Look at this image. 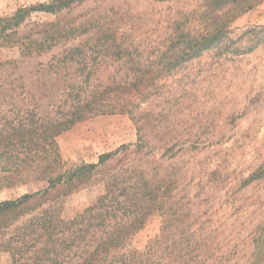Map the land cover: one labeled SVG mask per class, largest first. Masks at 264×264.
Masks as SVG:
<instances>
[{"label":"rangeland","instance_id":"1","mask_svg":"<svg viewBox=\"0 0 264 264\" xmlns=\"http://www.w3.org/2000/svg\"><path fill=\"white\" fill-rule=\"evenodd\" d=\"M54 3L0 0V125L28 106L50 113L70 84L108 87L110 100L135 101L131 114L92 116L56 137L61 172L98 164L122 146L134 150L143 139V152L129 163L164 179L170 198L125 251H145L161 235L165 215H185L196 250L191 264H250L264 228V175L252 178L264 169V0H82L38 10ZM219 29L218 45L174 64L182 33L197 38ZM136 71L154 75L139 93L127 89ZM4 164L0 157V203L49 187L13 184ZM123 165L111 161L73 191L55 190L41 207L31 202L3 214L0 264H30L16 262L5 240L31 256L39 227L30 222L50 202L62 220L79 217L105 193V177ZM66 255L71 262L79 256Z\"/></svg>","mask_w":264,"mask_h":264},{"label":"trees","instance_id":"2","mask_svg":"<svg viewBox=\"0 0 264 264\" xmlns=\"http://www.w3.org/2000/svg\"><path fill=\"white\" fill-rule=\"evenodd\" d=\"M79 1L82 0H58L52 5H41L38 10L55 12ZM218 2L222 5L226 0ZM222 29L215 35L197 38L182 33L174 45V50L180 46L174 64L193 60L214 48L222 41ZM153 76L136 71L128 91L133 89L134 93H139L138 86L145 80L154 82ZM84 83H88L87 77ZM110 94L108 87L103 91H89L85 84H70L61 92L60 104L53 103L50 113L40 115L37 106H28L20 108L14 118L4 117L0 125V157L4 166H10L8 172L11 176L8 178L15 185L26 181H47L49 187L0 203V218L31 202L41 207L49 202L55 190L71 192L76 188L75 184L98 173V169L107 167L111 161L124 162L120 169L105 177V193L79 217L62 220L56 214L55 205L50 202L38 214L40 216L30 222V225L34 223L39 227L38 239H31L36 243V250L31 256H23L26 251L21 245L14 246L13 239L5 240L4 244L10 247L8 251L14 255L16 262L22 258H26L30 264H191L194 261L196 250L191 249L192 237L188 234L189 225L185 215H165L161 235L151 240L145 251H125L129 241L145 226L160 203L165 204V199L170 198V187L164 179L149 178L144 170L129 163L131 155L143 152L146 146L143 139L134 150L130 146H122L115 152L102 155L98 164L61 172L62 159L56 137L92 116L133 113L135 101L110 100ZM110 102L117 103L113 105ZM263 175L264 169L254 173L252 178ZM5 224L0 223V231L7 226ZM2 232L0 237L5 234ZM254 248L250 264H262L264 228L257 236ZM74 250L79 256L78 260L71 262L67 260L69 255L66 253Z\"/></svg>","mask_w":264,"mask_h":264}]
</instances>
